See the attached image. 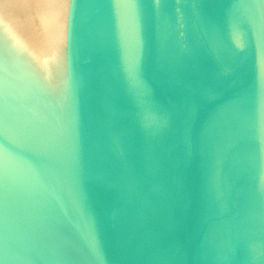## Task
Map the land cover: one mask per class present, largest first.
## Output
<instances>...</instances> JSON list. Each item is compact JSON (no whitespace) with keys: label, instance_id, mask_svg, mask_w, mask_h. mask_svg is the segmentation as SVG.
<instances>
[{"label":"water","instance_id":"obj_1","mask_svg":"<svg viewBox=\"0 0 264 264\" xmlns=\"http://www.w3.org/2000/svg\"><path fill=\"white\" fill-rule=\"evenodd\" d=\"M0 264H264V0H0Z\"/></svg>","mask_w":264,"mask_h":264}]
</instances>
